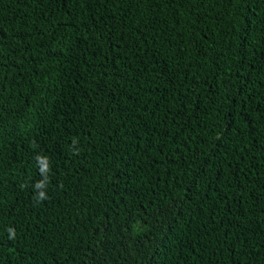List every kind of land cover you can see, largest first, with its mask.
I'll return each mask as SVG.
<instances>
[{
	"label": "trees",
	"instance_id": "16d2710c",
	"mask_svg": "<svg viewBox=\"0 0 264 264\" xmlns=\"http://www.w3.org/2000/svg\"><path fill=\"white\" fill-rule=\"evenodd\" d=\"M0 264H264V0H0Z\"/></svg>",
	"mask_w": 264,
	"mask_h": 264
},
{
	"label": "clouds",
	"instance_id": "9594fccd",
	"mask_svg": "<svg viewBox=\"0 0 264 264\" xmlns=\"http://www.w3.org/2000/svg\"><path fill=\"white\" fill-rule=\"evenodd\" d=\"M77 143L78 140L74 138L73 144H77ZM74 154L79 155V150L75 149ZM34 159L38 162L37 167L42 176V179L34 184V190H35L34 200L36 201V203H42L43 201L49 199L47 195V188L48 185L50 184V179H49V173L51 171L50 161L47 157L41 155L35 156ZM7 231L9 233L8 238L14 240L16 238L15 229L9 228L7 229Z\"/></svg>",
	"mask_w": 264,
	"mask_h": 264
}]
</instances>
